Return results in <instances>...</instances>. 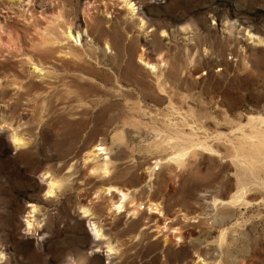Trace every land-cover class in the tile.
Listing matches in <instances>:
<instances>
[{
	"label": "rangeland",
	"instance_id": "1",
	"mask_svg": "<svg viewBox=\"0 0 264 264\" xmlns=\"http://www.w3.org/2000/svg\"><path fill=\"white\" fill-rule=\"evenodd\" d=\"M132 1L141 20L122 0H0V264H264V152L247 139L264 119V0ZM68 23L81 46L60 39ZM102 147L108 183L88 167Z\"/></svg>",
	"mask_w": 264,
	"mask_h": 264
},
{
	"label": "bare ground",
	"instance_id": "2",
	"mask_svg": "<svg viewBox=\"0 0 264 264\" xmlns=\"http://www.w3.org/2000/svg\"><path fill=\"white\" fill-rule=\"evenodd\" d=\"M122 2H123V6L126 8V10L128 11V13L131 15V16H133L132 18H134V17H136L137 16V14H138V8L135 6V4L133 3V1L132 0H122ZM136 18H138V19H140L139 17H136ZM141 20V19H140ZM60 21V20H59ZM62 21V20H61ZM145 26V25H144ZM61 29V28H60ZM50 34V33H49ZM51 35V34H50ZM59 36H60V39L62 40V41H66V42H68V43H70V45H72V46H75V47H77V46H81L82 44H83V41H85L86 39H84L85 37V35L84 34H82V33H80V32H77V31H75L74 29H73V27H72V24H70V23H68V24H65L64 26H63V29L61 30V31H59V34H58ZM42 36H44V35H42ZM41 36V37H42ZM47 36H49L48 34H47ZM46 36V37H47ZM44 38H45V36H44ZM49 38H51V37H48L47 39H49ZM50 40V39H49ZM54 42H55V45H57L56 43L57 42H60V41H58V39L57 38H53L52 39ZM45 43V41L43 42V44ZM47 43V42H46ZM50 43V42H49ZM62 43H64V42H62ZM42 44V45H43ZM107 51H110V50H112V48L110 47V45L107 43L106 44V48H105ZM144 52V51H143ZM144 54H141V56H140V63L141 64H143L145 67H147L149 70H151V71H153L154 73H155V71L157 70H159L155 65H153V64H151V63H149L145 58H144ZM34 65V70H33V72H35V73H37V74H39V75H42V73H43V70L41 69V68H39L38 66H36L35 64H33ZM159 82H160V77H159ZM158 82V83H159ZM160 86V85H159ZM160 89H161V92L162 91H164V89L160 86ZM253 120H255V119H253ZM257 122L255 123V124H252V133L247 137V139L249 140V143H250V145L253 147V148H255L258 152H264V119H258V120H256ZM9 128V127H8ZM11 128V127H10ZM9 128V129H10ZM171 130V129H170ZM180 130V129H179ZM15 131V130H14ZM175 131V130H174ZM10 132V131H9ZM17 132V131H16ZM181 131H176V135H174V136H170L171 138L169 139V140H167V138H166V140L167 141H164L165 142V145H166V147L167 148H170V149H172V148H174V146H179L180 147V145H182L181 143H183V142H181L182 140H184L183 139V137H180L179 135H178V133H180ZM19 133V132H18ZM184 135V134H183ZM11 137H12V140H13V144H14V147L16 148V149H18V148H21V147H23L24 146V144H23V141H22V139L21 138H19L18 136H17V134L15 133V132H11ZM173 138L176 140V143L174 142V140H173ZM24 139V138H23ZM164 140V139H163ZM250 140H253V141H250ZM162 141V140H161ZM164 144V143H163ZM161 145V144H160ZM194 146L195 147H203V148H205V146H203V145H201L200 143L198 144H194ZM207 149V148H206ZM108 149L107 148H100V149H97V148H95L92 152H91V155L88 157V160L90 161L89 163V168H91L93 171H92V174L94 175V176H96L97 177V179H100L101 181H103V182H106V183H108V181H110L111 179H109L108 177H109V174H110V172H111V167H110V158L109 157H106V158H104L105 156L104 155H106L107 154V151ZM177 150H178V148H177ZM187 155V152H186V149L185 148H182V147H180V149L177 151V153H176V155H174V157L171 159V162H173V163H175L176 165H178V166H180L182 163H183V161H184V158H185V156ZM104 156V157H103ZM87 160V161H88ZM87 161H86V163H87ZM155 167L154 168H152V170H151V175L150 176H153V172L156 170V167L158 166H160L161 165V161H156L155 162ZM180 164V165H179ZM54 179V178H53ZM48 180V187H47V193H48V195H53V194H55V192L56 191H58L57 189H58V184L56 183V181H54V180H52V179H47ZM60 184V183H59ZM100 191H102V194L103 193H106L107 195H111V197L113 196V195H115L114 193L115 192H117L118 193V200H117V203L115 204L114 203V205L112 204V206H114V208H115V212H121V210H122V208L123 207H125V206H123V204L125 203V201L127 200V198H128V194L126 193V192H124V191H122L121 189H119V188H117V187H114V186H109V187H106V188H102ZM129 196H130V194H129ZM100 197H102V196H99L98 197V199L100 198ZM104 198V197H103ZM241 199H244L245 200V196H244V194H239V195H236L234 198H232V202L231 203H229V204H232V205H234V204H236V203H238ZM226 204V203H225ZM223 202H221V201H218L217 199H214V201H213V205L216 207V208H218V207H226L227 205H228V203H227V205H225ZM108 205L109 206H111L109 203H108ZM136 206H138V205H136ZM149 206V205H148ZM152 206V205H151ZM150 206V207H151ZM83 207V206H82ZM86 207V206H85ZM88 207V206H87ZM140 207H141V205H140ZM153 207V206H152ZM136 209H138L137 207H135ZM142 208V207H141ZM148 208V207H147ZM83 210H82V215L83 216H90V214H92L93 215V212H91L92 210H90L91 209V207L88 209V208H82ZM143 209V208H142ZM151 210H152V208H150ZM110 210H111V207H110ZM113 210V209H112ZM134 210V209H133ZM133 210H131V211H133ZM91 212V213H90ZM137 214V213H136ZM91 215V216H92ZM93 217V216H92ZM113 219V218H112ZM90 221H91V219H90ZM93 221V220H92ZM195 221H197V220H195ZM114 222V221H113ZM91 223V222H90ZM95 223V222H94ZM30 226V225H29ZM90 226H91V228H92V231H94V233H95V238L96 239H101V237H103L102 236V234H101V230L100 229H98V227L97 226H95L94 224H90ZM104 231V230H103ZM221 236V239H220V246H223L224 244H225V234H224V231H222V234L220 235ZM108 239V238H107ZM147 242V241H146ZM145 242V243H146ZM108 243V242H107ZM116 243V242H115ZM113 246V245H112ZM99 250H101V249H99ZM106 255L107 256H112V252H113V248L112 247H110V246H107L106 247ZM112 258V257H111Z\"/></svg>",
	"mask_w": 264,
	"mask_h": 264
},
{
	"label": "clouds",
	"instance_id": "3",
	"mask_svg": "<svg viewBox=\"0 0 264 264\" xmlns=\"http://www.w3.org/2000/svg\"><path fill=\"white\" fill-rule=\"evenodd\" d=\"M0 259H3V254L2 253H0Z\"/></svg>",
	"mask_w": 264,
	"mask_h": 264
}]
</instances>
